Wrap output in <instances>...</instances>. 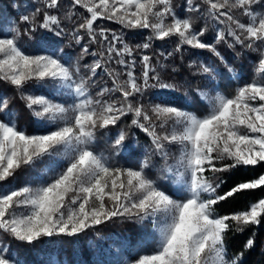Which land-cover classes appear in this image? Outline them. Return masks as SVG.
Here are the masks:
<instances>
[{
  "label": "snow or ice",
  "instance_id": "obj_1",
  "mask_svg": "<svg viewBox=\"0 0 264 264\" xmlns=\"http://www.w3.org/2000/svg\"><path fill=\"white\" fill-rule=\"evenodd\" d=\"M186 3L187 12L198 13L204 27L196 28L191 15L180 16L172 0H68L67 5L42 0L31 16L21 18L23 34L44 30L33 45L36 50L21 42L16 26L0 20V81L15 88L35 118L33 131L20 127L9 98L0 94V232L31 245L45 237L76 236L115 218L151 221L155 246L138 251L125 264H242L244 252L229 255L226 235L264 222V196L225 215L216 206L242 192L264 189L261 173L220 192L226 182L222 174L264 164V51L257 76L234 95L198 90L207 106L203 115L163 97L149 112L138 97L152 88L174 91L175 85L161 80L150 55L136 53L148 50L153 39L171 37L177 38L176 52L188 46L221 62V43L264 49V0ZM101 19L126 29H148L151 35L132 46L123 33L100 27ZM65 20L72 21L71 36L80 45L78 61L90 56L91 63L74 64L54 46V36L65 34ZM209 20L214 22L211 40L206 36ZM92 45L100 47L93 51ZM198 70L214 79L213 65L200 63ZM101 71L111 86L97 79ZM33 82L50 84L52 91L27 92ZM57 92L71 97V103L58 102ZM129 114L131 126L150 137L152 155L167 162L166 145H179L175 163L164 168L175 185L170 191L147 175V155L136 166L122 167L94 150L97 129L116 126ZM126 136L120 130L114 146L132 155L136 149L124 145ZM45 158L49 163L35 186L31 180L19 187L9 183ZM254 237L247 239L245 250L254 247ZM0 264L27 261L0 243ZM49 264L61 262L53 258Z\"/></svg>",
  "mask_w": 264,
  "mask_h": 264
},
{
  "label": "trees",
  "instance_id": "obj_2",
  "mask_svg": "<svg viewBox=\"0 0 264 264\" xmlns=\"http://www.w3.org/2000/svg\"><path fill=\"white\" fill-rule=\"evenodd\" d=\"M41 3L42 0H0V20L16 26L22 33L21 42L30 50H36L33 45L43 35L44 30L38 29L33 33L23 34L26 26L21 18L25 15L31 16L35 9L41 6ZM63 3L67 5L68 0H63ZM172 3L180 16L191 15L194 18L196 28L205 26L198 13L187 12L186 0H172ZM66 10V8L62 9L61 14ZM79 11L83 12L84 10L79 9ZM241 19L242 22L247 21L246 17H241ZM63 23L66 25L65 34L54 36V46L58 50H62L63 55L70 58L74 64L77 62L81 65L91 63L93 58L90 56H85L83 60L78 61L80 45H77L71 36L72 21L65 20ZM98 24L100 27L109 28L118 34L123 33L126 42L132 46L146 42L151 35L148 29H126L117 23L103 19L99 20ZM213 25L214 22L209 20L208 32L206 33L209 40L214 35ZM81 34L83 35V33ZM39 42L41 45L45 43L42 40ZM82 43H87V37ZM176 44V37L165 40L153 39L148 50L143 53H136L137 56L140 54L150 55L161 80L164 83L175 85L174 91L152 88L146 90L143 96L138 97L149 112L153 103L163 97L179 107L195 112L197 115L205 114L207 106L201 100L198 90L219 91L227 95H234L238 86L251 82L257 76L256 68L261 58V51H264L262 48L254 50L243 48L240 45L229 48L227 43H221L217 45V49L224 57L225 63L206 50H193L184 46L180 52H176L174 50ZM99 47V45H92V50L96 51ZM200 63H208L214 66L216 69L214 79L199 72L198 65ZM113 66L109 65V67ZM140 67L139 61H137V75H139ZM229 67L234 69V73L228 72ZM234 76L237 78H233ZM97 79L103 82L108 80V77L101 71ZM108 86H111L110 80H108ZM26 91L44 94L51 92L52 87L50 84L42 85L33 82L26 88ZM0 94L9 98V110L16 115L18 125L26 128L29 132L33 131L35 118L15 88L0 81ZM94 94L95 89H93ZM53 95L58 102L67 100L68 103H71V98L59 96L56 93ZM131 118L132 115L129 114V116L122 118L116 126H111L108 129H97L96 139L93 143L94 150L103 154L111 163L122 167L136 166L147 155L151 161L150 168L146 170L147 175L170 191L175 185L168 179L164 168L166 163H175V157L179 155V145H166L170 153L167 162L159 155H152L150 137L131 126ZM120 130L127 133L124 145L132 144L136 149L132 155L124 151L123 147L117 149L114 146V140ZM48 163V159L45 158L44 162H38L34 169L29 168L32 175L23 170L21 174L10 179L9 183L14 182L16 184L19 179L24 178L25 180L27 175L29 178L32 177L38 181L37 177L42 174V167ZM261 173H264V164L241 166L231 172L224 173L222 177L226 182L221 186L220 192L222 194L240 181L250 179ZM44 178L46 179V176ZM262 196H264V189L245 191L237 194L234 198L220 202L216 206V211L220 215L229 214L245 208L249 202H255ZM253 234H255L254 247L245 250V243ZM0 243L10 246L12 253L18 254L21 260L27 261V264H49L53 258L59 260L61 264H125V261L135 256L138 251H150L155 246V236L151 221L138 222L115 218L76 236L45 237L31 245L16 241L7 233L0 232ZM226 245L229 255L244 252L242 264H264V222L260 225L249 226L242 232L233 228L226 235Z\"/></svg>",
  "mask_w": 264,
  "mask_h": 264
},
{
  "label": "rangeland",
  "instance_id": "obj_3",
  "mask_svg": "<svg viewBox=\"0 0 264 264\" xmlns=\"http://www.w3.org/2000/svg\"><path fill=\"white\" fill-rule=\"evenodd\" d=\"M57 95H59L60 96V94L57 92L56 93ZM68 98H71V97H68ZM55 159H60V157H56ZM48 164H46V165H44L43 167H42V170L47 166ZM23 170H25V172H28L27 174H31V172H30V169L29 168H25V169H22L21 171H19L18 173H17V175L16 176H18L19 174H21V172H23ZM49 175L51 174V173H48ZM32 175V174H31ZM29 175H27L26 177H25V180H31L32 181V183H33V186H35L37 183H38V181H36V180H34L32 177H28ZM46 176V178H47V175H45ZM25 180H24V178L21 180V179H19V181H17L16 182V184H18L17 186L19 187V186H22L23 185V183L25 182Z\"/></svg>",
  "mask_w": 264,
  "mask_h": 264
}]
</instances>
